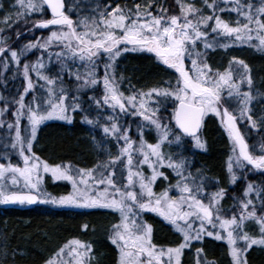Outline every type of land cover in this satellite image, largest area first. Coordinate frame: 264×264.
<instances>
[{
    "label": "snow or ice",
    "instance_id": "1",
    "mask_svg": "<svg viewBox=\"0 0 264 264\" xmlns=\"http://www.w3.org/2000/svg\"><path fill=\"white\" fill-rule=\"evenodd\" d=\"M85 4L90 12L81 15L77 7L80 0H74V6L67 8L65 0H15L14 14L9 13L0 21L4 25L0 28L2 32L39 13L42 18L36 19L28 31L35 34L36 29L48 30L46 37L42 34L19 49H12L7 37H0V57H5L0 60V67L7 71L14 63L13 79L17 74L23 78V90H18V99L14 97L11 102L16 105L12 111L14 123H7L8 131L2 141L7 148L11 140L10 147L23 166L0 163V205L46 204L117 213L119 222L113 224L109 234L110 243L119 253L117 264H181L184 250L192 247L194 241L202 242L204 236L223 240L232 264H247L248 251L253 246L264 247V215H257V203L264 211V184L248 182L243 198L238 201L239 215L229 218L221 205L226 189L218 188L208 196L202 170L193 174L187 157L180 152L166 153L164 149L179 148L185 138H190L196 149L207 151L201 129L205 117L211 114L220 121L232 144L227 164L229 183L235 186L240 180L247 181L253 171L264 174V142L259 153L254 146L250 150L238 127L246 123L258 132L264 127V114L254 118L251 108L253 100L264 94H253L251 69L243 60L233 58L228 69L214 72L206 58L207 51L217 46L227 49L247 45L264 53V0L259 5L252 0H203V7L177 0L179 15H169L159 0H145L143 4L135 0L129 4L125 0L114 6L111 0L103 4L99 0H85ZM204 8L209 10L207 14ZM73 11L77 13L75 19L70 15ZM224 12L235 13V22L224 20L220 15ZM209 29L215 34L212 40L208 38ZM20 37L18 31L16 40ZM198 42L204 51L197 49ZM37 50L41 54L37 60L21 66V57ZM137 51L153 54L160 64L174 71L175 84L165 81L147 90L130 85V94H126L122 90L123 77L118 79L116 75L117 64L124 53ZM45 53L49 64L59 65L55 75L44 72ZM3 74L0 72V76ZM33 74L36 81L43 83L37 85ZM65 74L69 81L76 82L74 88L66 84ZM101 85L99 97L95 94L88 97L97 110V118H91L83 107L81 94L89 89L95 91ZM37 86L46 95H33L26 101ZM0 101H4L0 107L3 117L10 105L2 95ZM169 107L172 115L164 123L161 112ZM76 112H84L82 123L100 127L105 138L115 140L119 153L92 169L74 171L67 164L50 166L33 152L38 131L47 121L72 124L70 113ZM121 116L140 118L141 123L136 125L138 142L131 138L130 128L121 125ZM100 117L106 122L102 123ZM22 120L27 121L23 126ZM4 126L5 121L0 120V128ZM146 128L155 130L157 142L146 141ZM4 158H8L7 153ZM118 167L126 169L127 175L123 177L126 183L115 178ZM145 168L149 175L145 174ZM163 169L171 170L175 183ZM47 173L53 180L67 181L72 191L59 197L44 191L41 185L43 174ZM158 180L169 182L159 193L154 191ZM173 191L177 195H171ZM143 212L155 213L171 225L182 238L177 246L158 248L153 242L152 226L140 218ZM246 222L258 226V236L245 230ZM87 229L88 225H83V230ZM92 252L91 243L71 239L44 264H91ZM202 256L203 249L197 247L196 264H214L201 259Z\"/></svg>",
    "mask_w": 264,
    "mask_h": 264
},
{
    "label": "trees",
    "instance_id": "2",
    "mask_svg": "<svg viewBox=\"0 0 264 264\" xmlns=\"http://www.w3.org/2000/svg\"><path fill=\"white\" fill-rule=\"evenodd\" d=\"M3 1L4 0H0V21H2L4 18L3 13L1 12L2 8L5 6ZM13 2L15 3V0ZM117 2L124 3L125 1L119 0ZM126 2L129 4L132 3L131 0H126ZM69 3L70 2H67L68 6ZM82 4L84 8L89 9L85 2ZM163 6L167 7L168 4H163ZM40 18H42L41 14H33V16L30 17L27 22H21L16 24L14 27L5 28L4 31L0 32V37H7V44L12 49H19L29 41H34L36 37H39L42 34L46 37L48 30L41 31L36 29L35 34L28 31V29L32 27L35 20ZM3 27L4 25L0 23V28ZM18 31L21 32V37L19 40H16V33ZM35 55L38 56L41 54L38 50L33 51L31 54H29L28 58L33 60ZM5 56L6 58L10 57V55L7 54H5ZM27 56H22L21 60ZM4 58L5 57H0V60H3ZM140 58H143V56ZM206 58L209 62L215 60L220 64L221 61V57L217 52H210ZM44 59L48 61L47 53L44 54ZM118 64L121 63L118 61ZM15 69L16 65L14 63L10 64V67L7 71L0 67V72L4 73L3 76H0L1 80H3L2 86L0 88V95H2L5 100H13L14 97L18 98V90L20 92L23 90L22 84L19 82L22 79V75L17 74L16 78L13 79V73ZM256 69L258 72H260L259 74L264 77V63L257 64ZM119 73H127L128 77H123V80L121 81L123 87L125 85L128 86L127 94L130 93V85L134 86L135 89L147 90L148 88L154 86L163 85L165 81H171L174 85L176 77V75H169L167 72H165L163 66L160 65V68H158V65L155 62H150L147 60L134 61L133 63L128 64L127 70L125 72L123 67L117 65L116 74ZM117 78L119 79L120 77ZM12 80H15L16 82H13ZM8 81H12L13 86H11V88L9 86H5V84L7 85ZM65 81L67 85L73 88L75 87L73 80L69 81L65 79ZM35 92L38 91L36 90ZM42 93L44 96L46 95L43 90ZM91 94L92 93L89 92V90L81 94V97H84L83 107L85 109L90 105V102L93 104L92 101L88 100V97ZM96 96H100L98 92H96ZM0 106H4L3 101L0 102ZM161 113L164 114L165 112L162 111ZM78 115L79 112L75 113L72 124L63 122L59 123L57 120L45 123V127L41 128L38 135L40 141L42 142L43 148L41 150L33 149L34 152H38V156L41 158V160L48 164L64 165L69 163L71 166H77L75 163L76 159H82L83 156L89 157L90 149L87 140H85V138H87L85 133L89 134L91 129L94 131L96 129L90 125H87L86 123L81 124L78 120ZM80 115L83 116L84 112H82ZM120 122H124L121 117ZM126 122L128 125V123H132L133 120ZM5 124L7 123L5 122ZM124 128H131V125L124 126ZM6 133L7 130L3 128V130L0 131V138L2 137L4 139ZM205 134L206 135L204 138L206 139V145L209 144L210 147V161L212 162V157L214 159V164L210 163L207 165V162L205 163L207 166L206 168L209 174L213 172L216 173L219 171L218 168L221 165V158L224 155V145L221 143L219 138L216 140V136H214L211 127H208V129L205 130ZM213 136L214 138L212 139ZM261 140L264 142L263 136L261 137ZM8 158L4 159V155H0V162H4V164L13 163L21 167L23 166L20 159H13L12 157ZM248 180L255 182L256 179L255 177L248 176ZM259 184H264V176L261 178ZM96 213L97 211L94 210H73L68 208H58L56 206L46 204H37L32 207L0 206V264H44L45 260H47L55 251H57L60 246L71 239H79L92 244L93 252L96 254L95 264H117V250L109 244V232L105 226L106 221L100 217L103 222H93V215ZM85 224L88 225V229L86 231L83 230V225ZM96 227L101 230L103 227L105 229L101 231L103 234L100 240L95 237H87V234L92 233V230L94 231ZM153 227L154 231L156 232V237H160L161 234L162 236L168 235L166 228L160 227L163 229L160 230L157 225H153ZM164 230L166 233H164ZM159 231L162 233L159 234ZM5 252L7 255H5ZM260 260L261 262H264V257L260 258Z\"/></svg>",
    "mask_w": 264,
    "mask_h": 264
},
{
    "label": "rangeland",
    "instance_id": "3",
    "mask_svg": "<svg viewBox=\"0 0 264 264\" xmlns=\"http://www.w3.org/2000/svg\"><path fill=\"white\" fill-rule=\"evenodd\" d=\"M13 1L14 0H4L3 1L5 6L2 8L1 12L3 13L4 17L7 14H9V13H13L14 12V10H13L14 2ZM245 1H247V0H245ZM67 2H70L69 6L67 5ZM99 2L101 4H103L106 1L99 0ZM111 2H116V0H111ZM144 2L145 1L137 2V3H142L143 4ZM187 2L188 3H194L196 7H203V0H187ZM209 2H211V0ZM73 4H74L73 0H67L66 1V5L68 7H73ZM166 4H168V6L166 8L168 9V14L169 15H171V14L179 15V11L180 10H179V6H178L176 0L175 1L174 0H166L164 2V5H166ZM114 5H115V3H113V6ZM221 6H223V5H221ZM204 12L207 14L209 12V10L207 8H204ZM70 15L72 16V13H70ZM220 15H221V17L224 20H226L228 22L229 21H233V23L235 22V19H236V14L235 13L224 12V13H220ZM208 31L210 33L209 40H212L215 37V34L211 33L210 29ZM220 39L224 40L225 38L220 37ZM250 48L251 47H249L247 45H238V46L234 45V46L229 47L227 49H224V48H221V47L217 46L214 51H219V56L221 57V61H220V64H219L220 65V69L212 67L211 64H209V65L211 66V68L213 69L214 72L216 70H219V71L223 72L224 70L228 69L229 68V63H230V61L233 60V58L243 60L245 63H247L249 65V60H250V51L249 50H250ZM197 49L199 51H204L203 46L199 42L197 43ZM211 50L212 49H209L208 51H211ZM31 53H28V56L26 58H24L23 60H21V66L25 62H29V63L35 62L37 60V58L40 56V55H38V56L35 55L34 59L30 60L28 57H29V54H31ZM9 58L10 57H7V59H9ZM44 61H45V64L47 65V67L44 70L45 74L55 75L56 72L59 69V65L55 64L54 62L49 64L48 61H46L45 59H44ZM117 65L123 67L124 72L127 70V65L126 64L122 63V64H117ZM189 66H191L190 62L188 63V67ZM233 67L235 68L237 66L233 65ZM73 71H75V69H73ZM80 71L83 72V68H81ZM164 71L167 72L170 75L171 69H167L165 67ZM102 72H103V68L100 69V73L101 74H102ZM252 75H253V72L251 71V76ZM32 78H33L34 82L37 83V85L43 83V81H36L35 74H33ZM65 79L68 80V77H67L66 74H65ZM22 80H23V78L21 79V81H19V80L18 81L21 82V84H23ZM12 81L16 82L15 80H12ZM12 81H8L7 85L4 83L5 86H9L11 88V86H13ZM2 83H3V80H1V78H0V88L2 86ZM75 83L76 82L74 81V84ZM38 87L39 86H37L36 90L39 93L38 92L29 93L28 96L26 97V101H30L32 99L33 95L44 96V94L42 93L43 89L41 90ZM127 88H128V86L125 85L123 91L125 89H127ZM39 89H40V91H39ZM96 90H97L96 92H98L99 95H101L102 91H103L102 85L100 86V88H98ZM244 90H247V86L246 85L244 86ZM0 93H1V90H0ZM262 94H264V93H262ZM5 101L9 102L10 110L8 112H6L3 117H0V120H4L6 123H14V119L15 118L12 116V111L15 109L16 105L14 103H11L13 100H5ZM0 102H2V101H0ZM261 102L264 103V95L257 96V98L254 99L252 104H251V108L253 110L254 118H258L261 114H264V106H260V107L256 106V105H259ZM86 110L89 112L91 118H97V110L95 108V105L92 108L88 106L86 108ZM90 111H91V113H90ZM164 112H165L164 114L161 113V116L163 118V122L164 123H168V118L172 115L171 108L169 107L168 110L164 111ZM76 113H78V112H76ZM81 113L82 112H79L78 120L82 124L81 121H82L84 115L83 116L80 115ZM70 114L73 115V117L75 116V113H70ZM121 117L123 118L122 120L124 122L129 121V120H133L132 123H128L129 126L131 125L130 136H131V138L133 140L138 142L139 135H138V131H137L136 125L141 123L140 118L139 117L133 118L131 116H121ZM206 118H208V119L206 121V125H204L205 127H203L204 131H203V133L201 135H205V130H207L208 127H211V129L213 130L214 136H216L215 137L216 140H218V138H219L221 140V143L224 145L223 146L224 155H223V159H222V162H221V170L223 171L222 173H223V175L225 177H223L222 175H220L219 177H220V179H222L223 188L225 187L224 189H226V191H228V192H226L225 198L221 201V205H222V208L224 210V214L227 217L230 218L233 214L239 215L240 208H239V202H238L239 199H238V197L240 196V198H243V190L242 189H236L237 191H231V192L229 191V187L233 186V185H231L229 183L228 173H227V164H228L229 157L232 155V144L229 141L228 136H227L226 132L224 131L223 127H221L220 121L217 119V117H215L214 115L209 114L208 117H206ZM100 119H101L102 123L106 122L103 117H100ZM52 121H55V120H52ZM47 122H51V121H47ZM47 122H45V123H47ZM58 122L61 123L63 121H58ZM26 123H27L26 120H22L21 121L22 126L25 125ZM45 123H44V125H42V127H45ZM63 123H66V122H63ZM243 124H244V128L248 129V130H246V132H244L245 138L250 141L251 148H253V146H254L255 152H259L260 151V145L262 143V140H261L262 136H259V137H257L255 139L254 137H252V135L254 136V134L256 132H258V131L254 130V129L250 128V127H247L246 123H243ZM172 125H173V123H172ZM3 128H5V130L8 131L7 124H5V126ZM3 128H0V131L3 130ZM94 129H96L95 130L96 132L91 129V132H89V134L87 133V138H86L88 146H89V149H90V155H89V157L81 155V156H83L82 159L81 158L80 159H76L75 163L77 164V166H72V169L74 171L78 170V169H92V168H95L96 165L101 163L102 161L106 162L109 159L110 156L108 154L107 148L105 147V140L110 141L111 143H114V145H115V143H117L115 140H112L111 138H105V136H104L102 130L100 129V127H96ZM40 130H41V128L38 131V135H39ZM42 131H43V129H42ZM259 132L262 133V135H264V127H262ZM13 135H14V130H13ZM38 135H37V139L34 141L33 149L41 150L43 148V145H42V142L40 141V138H39ZM208 135H209V132H208ZM144 136H145V139H146L147 142H150V143L157 142V134H156L154 129H148V128L144 129ZM214 136L212 137V139L214 138ZM4 139L2 137L0 138V155H4L5 156V153H7L8 157H12L13 159H18L19 160L18 155H16L14 153V151L10 147L11 140L10 139L8 140L9 141V147L5 148L4 144L2 142ZM203 140L206 141L205 138H203ZM206 147H207V151H205V153H202V152H200L201 150L196 149L193 146V144H192L190 139L189 140L185 139L183 145L180 146L179 148H177L176 146H172L171 149H169L168 147H165L164 150H165L166 153L171 151L173 155H176L178 152H180L185 157H187L190 160L191 163H192V160L195 159L194 157H192V155L195 156V155L204 154V158L207 160V161L205 160V163L207 162L206 163L207 165L210 164V163L214 164L213 157H212V162L210 161L211 158L209 156V154H210L209 144L206 145ZM116 148L118 149V151L116 150L112 154L113 157L116 156L119 153V148L115 147L114 149H116ZM33 152H34V150H33ZM34 153H35V155L38 156V152H34ZM4 159H6V158H4ZM0 163H2V162H0ZM19 163H21V162H19ZM205 163L203 162L204 170H202V172L204 171L203 174L206 177V183L208 184L209 187L217 186V184H216L217 177L214 175V173H210L211 175H207V172H206V169H207L206 167L207 166H206ZM3 164H4V162H3ZM49 165L50 166H55L54 164H49ZM67 165H70V164L67 163ZM192 167L193 168H191V170H192L193 174H196L197 170H201L198 165L195 166V164H193ZM121 171H122V168L118 167L117 168V175H116L117 181L119 183H126L127 182L126 179L123 178V177H126V176H122ZM163 171L167 175H169L171 182L175 183V179L176 178L171 173V170L163 169ZM144 172H145L146 175L150 174L149 170L147 168H145ZM248 176L249 177H255V179H256L255 183H259L261 181V178H263L264 174H259V173H256V172L253 171V172L249 173ZM168 183H169L168 181L158 180L156 182L155 186H154V191L157 192V193L163 191L164 188H166L168 186ZM244 183L245 182L242 181L237 186L244 185ZM225 185H227V186H225ZM246 185H245V187H246ZM41 186H42L44 191L50 193L52 196H55V197H59V196H62V195H68L72 191L71 184H69L67 181L53 180V178H52L50 173L43 174V180H42V185ZM101 188H103V186H101ZM218 188L219 187H217V189ZM217 189L210 188L206 192L208 193V196H210L211 193L216 191ZM136 190L139 191L138 188ZM170 194L173 195V196L177 195V193H175V191H173ZM0 206L7 207V206H11V205H0ZM58 208H68V207H58ZM68 209L75 210L76 208H68ZM78 210H94V211H97V213L95 215H93V220H94L93 222L100 223V222H103V220H104V221H106L105 222V226L107 228L110 227L111 225L113 226V224H116V223L119 222V215L117 213H113V212H110L108 210H104V209H78ZM257 210H258L257 211V215H264V211L260 210V206H259L258 203H257ZM141 215H143L144 218L146 220H148V222H151L152 224H154V226L157 225L159 227V225H160L162 227H166L167 228L166 229L168 231L167 233H169L170 236H169V234L167 236H162V234H161L162 232L160 233V231H159V234H161L160 235L161 238H160L159 236L158 237L154 236V231L152 233L153 242L158 246V248L167 249L168 247L177 246V244L180 242V240L182 238L180 237L179 233L174 231V229L172 228L171 225H169L166 222H164L155 213L143 212V213L140 214V216ZM150 216L153 217L154 220H152L153 218H150ZM103 229H104V227L102 228V230L99 229L98 227H96L94 231L92 230V233L87 234V237L88 238L95 237L98 240H100L101 237H102V234H103V232H101V231H103ZM161 229L162 228H160V230ZM157 230H158V228H157ZM245 230L248 231L249 233L259 234V228L254 222H246ZM164 233H166L165 230H164ZM159 238H160V240L157 241ZM81 241H83V240H81ZM221 242H222V244H221ZM193 243H198V241H194ZM210 244L213 245L214 243H210ZM214 246L215 247L208 246L207 249L209 251H212V250H215V249L220 250L219 254H218V257H215V258L205 257V258H201V259L209 261V262H214V260H216V262H218L219 264H232L231 257L229 256V253H228L227 244L222 240V241H220L218 244H216ZM187 249H189V248H186L185 250H187ZM253 249L260 250V249H264V247L253 246L252 249H250V250H253ZM91 255L94 257V259L91 261V264H95L96 254H94V252H92ZM193 256L190 257V254L188 253V257L187 258H182L181 257V264H196V257L193 258ZM250 259L254 263H256V262L259 263L260 262V258H255V257L251 256Z\"/></svg>",
    "mask_w": 264,
    "mask_h": 264
},
{
    "label": "flooded vegetation",
    "instance_id": "4",
    "mask_svg": "<svg viewBox=\"0 0 264 264\" xmlns=\"http://www.w3.org/2000/svg\"><path fill=\"white\" fill-rule=\"evenodd\" d=\"M85 0H80V5L79 6H77V7H79L80 8V12H81V15H85V14H88L89 12H90V8L89 9H84V7H83V2H84ZM102 1H106L107 2V0H102ZM116 1H119V0H116ZM121 1H125V0H121ZM131 1H133V0H131ZM143 1H145V0H135V2H143ZM161 1L162 0H159V2L161 3ZM210 1V0H209ZM245 2H247V1H245ZM252 2L254 3V4H256V5H259V3H260V0H252ZM73 3H74V0H73ZM76 16H77V13H76V11H73V13H72V17L75 19L76 18ZM230 23H233V21H229ZM209 38V37H208ZM202 45V44H201ZM203 46V45H202ZM250 60H249V66H250V68H251V71L253 72V75H252V78H253V81H254V86H253V94L254 95H256V93L257 92H259V93H264V77H262L259 73L260 72H258V70L256 69V65L257 64H259V63H264V53H261V52H258L255 48H253V47H251L250 48ZM217 53H219V51H217ZM139 55V56H138ZM207 55H208V53H207ZM141 56H143V58H140ZM142 60H147V61H150V62H155L157 65H158V68H160V63L157 61V59H156V57L153 55V54H151V53H145V52H127V53H124L120 58H119V63H123V64H126V65H128V64H130V63H133L134 61H142ZM190 61H187L186 63H187V66H188V63H189ZM209 64H211V66L212 67H214V68H220V65H219V63H218V61H215V60H213L212 62H208ZM190 67V66H189ZM164 68H165V66H164ZM117 75V77H128L127 76V73H121V74H116ZM123 87V86H122ZM89 92H91L92 94L91 95H93V94H95L96 95V90L95 91H93V90H91V89H89ZM259 96H262V95H259ZM82 98V102H83V96L81 97ZM90 105H92L91 106V108L94 106V104H91V102H90ZM256 106H264V103L263 102H261L259 105H256ZM121 125L122 126H128L127 125V122H124V123H121ZM259 136H264V135H262V133H260V132H256L255 134H254V136L252 135V137H254L255 139L257 138V137H259ZM246 142L249 144V146H250V148H251V143H250V141L249 140H246ZM121 144H123V141H121L120 142ZM105 147L107 148V151H108V154H109V156H112V154L117 150L118 151V149L116 148V149H114L115 147H118L117 146V143H115V145H114V143H111L110 141H107V140H105ZM119 148V147H118ZM252 149V148H251ZM254 150H255V148H254ZM257 153H259V152H257ZM192 157H194L195 159H193L192 160V163H191V168H193L192 166H193V164H195V166L196 165H198L199 166V168L201 169V170H204V165H203V162L205 163V158H204V154H200V155H192ZM222 159H223V156H222V158H221V162H222ZM197 163V164H196ZM220 168V169H219ZM218 168V170L219 171H217L216 173H214V175L217 177V180H216V182L217 181H219V184L220 183H222V179H220V175H222L223 177H224V175H223V171L221 170V165H220V167ZM144 171H145V169H144ZM204 172V171H203ZM206 172H207V175H208V171H207V169H206ZM255 172V171H254ZM121 173H122V176L123 175H125L126 173H127V171H126V169H123L122 168V171H121ZM260 174V173H259ZM217 184V183H216ZM219 184H217V186H214V187H209L208 186V184L206 183V191H208L210 188H215V189H217V187H218V185ZM244 190V189H243ZM208 194V193H207ZM240 198V196L238 197V199ZM252 199L255 201V195L253 194V196H252ZM205 202H207V200L205 201ZM159 227H161L160 225H159ZM169 234V233H168ZM259 235V234H258ZM258 235H254V236H258ZM169 236H170V234H169ZM220 241H216V240H214L213 238H211V237H208V236H204V238H203V241L202 242H200V241H198V243H193V246L192 247H190L189 249H187V250H185L184 251V254L182 255V257L183 258H187L188 257V253L190 254V257L191 256H193V258L194 257H196V248L197 247H200V248H202L203 249V256L201 257V258H205V257H210V258H215V257H218V254H219V251L220 250H218V249H215V250H212V251H209L208 249H207V247L208 246H212V247H215L214 245H216V244H218ZM210 243H214L213 245L212 244H210ZM221 244H222V242H221ZM249 253L246 255V258H247V264H264V262L262 263L261 262V260H260V262L259 263H254L251 259H250V257L251 256H253V257H255V258H263L264 257V249H260V250H256V249H253V250H249L248 251ZM214 264H219L218 262H216V260H214Z\"/></svg>",
    "mask_w": 264,
    "mask_h": 264
},
{
    "label": "bare ground",
    "instance_id": "5",
    "mask_svg": "<svg viewBox=\"0 0 264 264\" xmlns=\"http://www.w3.org/2000/svg\"><path fill=\"white\" fill-rule=\"evenodd\" d=\"M84 134V133H83ZM85 135L87 136V134L85 133ZM85 140H86V138H85Z\"/></svg>",
    "mask_w": 264,
    "mask_h": 264
}]
</instances>
